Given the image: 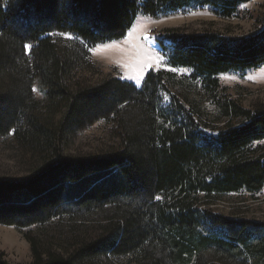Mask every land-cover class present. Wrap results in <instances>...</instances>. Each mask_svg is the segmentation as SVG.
<instances>
[{"label":"trees","instance_id":"trees-1","mask_svg":"<svg viewBox=\"0 0 264 264\" xmlns=\"http://www.w3.org/2000/svg\"><path fill=\"white\" fill-rule=\"evenodd\" d=\"M256 1L0 0V140L29 166L0 178V225L28 231L30 264H264V222L212 207L264 189V105L245 108L219 81L264 65V4L242 9ZM206 10L253 31L167 29L160 54L189 75L81 81L90 50L123 40L140 15ZM101 122L107 151L67 155ZM52 230L56 247L44 240Z\"/></svg>","mask_w":264,"mask_h":264},{"label":"rangeland","instance_id":"rangeland-1","mask_svg":"<svg viewBox=\"0 0 264 264\" xmlns=\"http://www.w3.org/2000/svg\"><path fill=\"white\" fill-rule=\"evenodd\" d=\"M264 0L242 6L250 12H258ZM171 28H186L188 30L211 29L220 33H231L241 36L253 31V22L249 20H224L216 17L208 10L180 14L169 18L153 20L146 16H139L131 29V37L127 36L118 42L100 45L90 50L91 67L78 73L81 81L86 85H98L104 80L117 78L141 87L149 72L161 70L169 71L178 76L189 75L187 70L175 69L167 65L161 56L156 39L165 30ZM149 37L145 40L144 37ZM58 40L72 39L70 36L56 34ZM150 54L160 60V66L152 70L139 72V68L148 60L145 54ZM128 65L127 68L121 67ZM139 78L128 79L127 77ZM220 85L229 90L230 96L240 102L245 108L264 105V65L258 70L244 74H225L219 77ZM37 99L41 98L38 85L34 87ZM205 100V97H204ZM111 132L104 123H98L89 130L80 133L66 149L69 156H82L107 151L112 146ZM17 147L9 138L0 140V178L18 179L28 174L29 166L25 163ZM218 214L236 219L264 222V189L261 193H248L221 196L212 205ZM53 232L44 236L48 246L56 247ZM27 230L19 231L13 227L0 225V256H4L9 264H30L32 252L29 243L24 238ZM39 232H36L38 235ZM50 234V235H49ZM40 237V235H39Z\"/></svg>","mask_w":264,"mask_h":264},{"label":"snow or ice","instance_id":"snow-or-ice-1","mask_svg":"<svg viewBox=\"0 0 264 264\" xmlns=\"http://www.w3.org/2000/svg\"><path fill=\"white\" fill-rule=\"evenodd\" d=\"M62 35H63V34H62ZM131 35H132L131 31H129V32L127 33V37L130 38ZM144 39H145V40H148L149 37L145 36ZM25 48H26V50H30L31 46H30V45H25ZM145 55H146V58H147L148 62L142 64V66L139 68V72H144V71H146V70H152L154 67H157V68H158V67L160 66V60H159V59H156V58H154L152 55L147 54V53H146ZM121 67H125V68H127L128 65H126V64H122ZM172 70L174 71L175 69H172ZM127 78H128V79H136L137 83H139V78H138V76H136V77H127ZM33 91H36V89L33 88ZM155 199H156L157 201H159V200L162 199V197H160V196H156Z\"/></svg>","mask_w":264,"mask_h":264},{"label":"bare ground","instance_id":"bare-ground-1","mask_svg":"<svg viewBox=\"0 0 264 264\" xmlns=\"http://www.w3.org/2000/svg\"><path fill=\"white\" fill-rule=\"evenodd\" d=\"M47 39V38H46Z\"/></svg>","mask_w":264,"mask_h":264}]
</instances>
